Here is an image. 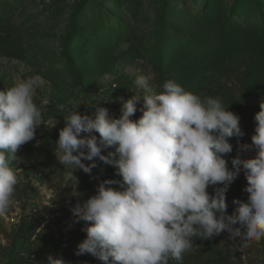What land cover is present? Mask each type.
Here are the masks:
<instances>
[{
  "label": "clouds",
  "instance_id": "9594fccd",
  "mask_svg": "<svg viewBox=\"0 0 264 264\" xmlns=\"http://www.w3.org/2000/svg\"><path fill=\"white\" fill-rule=\"evenodd\" d=\"M150 79L138 76L135 81L142 97L120 98L119 118L104 107H96L92 116L76 110L59 131V164L91 175L99 160L115 166L122 177V184L104 180L96 195L72 209L76 222L88 225L76 255L91 254L103 264H183L195 239L225 232L241 248L249 247L264 237V100L254 117L251 145H242L256 154L233 158L230 169L225 156L233 151L230 138L244 135L240 117L219 98L202 99L174 80L155 94ZM43 83L36 76L0 90V217L15 204L18 170L10 162L43 124L34 102ZM141 100L142 116L133 120ZM113 147L114 152L103 154ZM242 170L247 201L234 199V211L228 214L226 193ZM117 184L119 189L113 187ZM47 260L65 264L52 255Z\"/></svg>",
  "mask_w": 264,
  "mask_h": 264
},
{
  "label": "rangeland",
  "instance_id": "374dc122",
  "mask_svg": "<svg viewBox=\"0 0 264 264\" xmlns=\"http://www.w3.org/2000/svg\"><path fill=\"white\" fill-rule=\"evenodd\" d=\"M92 1L111 4L108 10L113 9L114 2H119L118 16L124 18L130 27L128 33L115 38L113 44L102 43L99 39L90 41L84 50L89 64L84 67L82 79L77 80L65 68V61L60 56V40L78 0H0V32L7 35L8 27H11L21 43V48L14 53L8 46L0 48V79L11 88L15 83L36 76L42 78L44 83L36 88L34 102L42 117L50 106H54L58 112L44 122V128L48 131H60L64 127L65 117L76 110L82 115L92 116L96 107H104L111 117L119 118L122 108L120 98L127 100L134 95L142 97L144 94L135 83L138 76H150L149 83L155 93V60L150 41L156 37L161 15L166 17L168 24L178 25L190 36L179 50L176 48L171 70L168 71V77L180 80L178 84L181 85L191 75L194 67L211 69L213 81L219 74L218 70H221L220 63L228 58L222 52V31L234 0ZM91 8L87 11L89 15H93L98 6ZM249 21V16L242 18V24ZM240 75L239 72L229 73L230 77L222 79V86L238 87ZM181 86L202 99L209 97L207 94L210 90L208 92L192 82ZM252 87L260 91L256 83ZM211 88L214 90L210 93L211 98L222 101L220 95L215 93L213 83ZM142 105L141 100L133 120L142 116L139 110ZM114 151V147L105 148L103 154ZM18 162L20 164L21 159ZM96 163L97 167L91 175L60 164V171L50 173L48 178L31 170L28 163L12 167L18 170L19 182L14 206L0 217V249L4 252L0 264H43L54 253L70 255L77 264H84L82 255H76V252L78 244L86 239V232L82 229L88 225L83 221L77 223L72 209L77 202L83 203L97 194L102 183L101 176L106 172H114L121 180L115 166L105 165L99 160ZM73 176L78 178L77 185ZM66 190H70L68 196L64 193ZM36 219L41 222L32 238V245L17 258H11L13 246L7 234H11L21 223H31ZM43 235L46 236L45 245L41 241ZM221 235L218 245L232 250L244 264H264L261 252L251 244L241 248L240 241H232L224 233ZM74 242L77 245L67 249ZM86 257L103 264L91 254Z\"/></svg>",
  "mask_w": 264,
  "mask_h": 264
},
{
  "label": "trees",
  "instance_id": "16d2710c",
  "mask_svg": "<svg viewBox=\"0 0 264 264\" xmlns=\"http://www.w3.org/2000/svg\"><path fill=\"white\" fill-rule=\"evenodd\" d=\"M110 5L92 0H78L74 12L68 18L66 31L60 40V56L65 61L67 72L74 75L77 80L82 79L84 67L89 64V57H85L84 50L90 41L94 42L99 39L102 43L110 42L113 44L115 38L129 31L130 24L120 15L118 16L119 2H114L113 9L108 10ZM93 6H98L97 12L89 15L87 11ZM247 16L250 17L251 21L242 24V18ZM159 25L156 37L150 41L157 81L155 94H160L163 91V84L166 81L174 80L172 77H168V71L171 70L173 64V54L176 48L179 50L186 43L189 36L178 25L168 24L164 15H161ZM8 28L10 29H8L7 35L0 32V48L8 46L14 53L21 48V43L20 39L12 33V28ZM222 42V52L224 57L227 55L228 58L226 57V60L224 59L225 61L220 63L221 70H218L219 74L214 80H211V69L194 67L191 75L184 79L181 85H190L192 82L197 87L208 90V92L210 90L207 95L211 97L210 93L212 94L214 91L211 88L213 83L215 93L220 95L225 108L240 117V127L244 135L230 138L229 143L232 144L233 151L225 156L231 169L233 158L240 156L241 159H250L254 158L256 154L254 149H242V145H251V137L254 135L256 126L254 117L260 111V102L264 100V0H234L229 10L227 22L223 27ZM187 44L191 50L190 44ZM232 72L241 74L238 78V80L240 79L238 87L235 85L222 86V79L230 77L229 73ZM175 82L179 83L180 80ZM255 83L260 91L252 87ZM8 88L4 80L0 79V90ZM56 113H58L57 109L50 106L42 117L43 124L47 117ZM43 124L37 128L35 139L18 150L15 160L10 162V167L19 164L18 161L21 159V165L28 163L31 170L38 171L45 178H48L50 173L60 171L61 167L55 155L59 130L48 131ZM108 179L120 181L122 184V177L119 180L112 171L101 176L102 182ZM246 186L247 180L242 170L226 193L228 214H232L234 211L235 205L232 203L234 199L247 201L248 194L243 191ZM113 187L119 189L120 184L113 185ZM69 191L66 190L65 195L68 196ZM208 191L210 194H214L215 188L210 187ZM36 220L31 221V223L23 222L20 226H16L11 234H7L13 246L11 258H17L32 245V238L41 222L40 219ZM224 234L228 235L226 232ZM221 236L220 234L209 239H195L192 250L184 255L183 264H244L232 250L218 245V239ZM45 237L43 235L41 238L42 245H45ZM250 244L258 252L260 251V255L264 258V237L260 240H253ZM76 245L77 243L74 242L67 249H72ZM2 255L4 252L0 249V257ZM86 255L88 254H82L83 258H81L84 264H97L92 259L87 258ZM52 256L57 259L62 258L65 264H77L70 255L54 253ZM43 264H48V260ZM169 264H176V262L170 260Z\"/></svg>",
  "mask_w": 264,
  "mask_h": 264
}]
</instances>
